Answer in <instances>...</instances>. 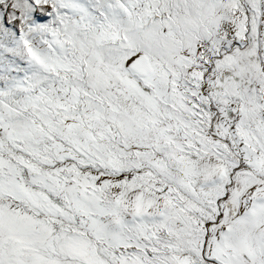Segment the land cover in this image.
Instances as JSON below:
<instances>
[{
    "label": "snow or ice",
    "instance_id": "6c2138e0",
    "mask_svg": "<svg viewBox=\"0 0 264 264\" xmlns=\"http://www.w3.org/2000/svg\"><path fill=\"white\" fill-rule=\"evenodd\" d=\"M0 264H264V0H0Z\"/></svg>",
    "mask_w": 264,
    "mask_h": 264
}]
</instances>
